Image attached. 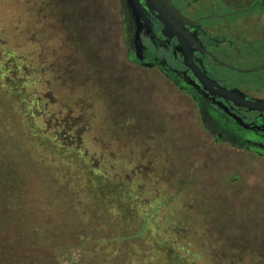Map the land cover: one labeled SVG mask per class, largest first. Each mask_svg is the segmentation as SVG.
Masks as SVG:
<instances>
[{"label": "rangeland", "instance_id": "rangeland-1", "mask_svg": "<svg viewBox=\"0 0 264 264\" xmlns=\"http://www.w3.org/2000/svg\"><path fill=\"white\" fill-rule=\"evenodd\" d=\"M116 12L113 0H0V59L21 67L38 99L45 144L85 157L124 211L132 199L142 213L157 210L161 238L189 264H210L211 246L225 260L264 261V156L214 143L190 100L158 73L126 66ZM16 99L0 82V153L31 177L6 200L0 252L30 247L17 257L26 264H168L166 254L155 255L147 217H124L112 197L100 203L78 159L34 140ZM87 207L92 216L81 211ZM37 226L53 240L54 227L65 233L59 241L70 236L58 254L43 250ZM87 239L99 259L80 247ZM240 244L248 251L237 252Z\"/></svg>", "mask_w": 264, "mask_h": 264}, {"label": "flooded vegetation", "instance_id": "flooded-vegetation-1", "mask_svg": "<svg viewBox=\"0 0 264 264\" xmlns=\"http://www.w3.org/2000/svg\"><path fill=\"white\" fill-rule=\"evenodd\" d=\"M113 1L126 66L190 100L214 143L263 157L264 0H169V35L166 0Z\"/></svg>", "mask_w": 264, "mask_h": 264}, {"label": "trees", "instance_id": "trees-1", "mask_svg": "<svg viewBox=\"0 0 264 264\" xmlns=\"http://www.w3.org/2000/svg\"><path fill=\"white\" fill-rule=\"evenodd\" d=\"M6 62L4 61V57H2V59H0V82H1V86L7 91V90H11L13 92V94L18 98L16 99V102L19 104V107L25 111L26 116L28 117V119L30 120V125L32 126V128L36 131L33 132V137L35 138L34 140L38 141L39 144L41 146H45L49 149L50 152L54 153L55 155L60 156L64 155L67 157H71L78 159L81 163H82V167L81 168H77V171L79 172V174L82 176L85 184L89 187V189L91 190V192L95 193V195L98 197L99 202L100 203H109L112 195H110V193L108 192V189L106 186H112L111 183H108L107 179L105 178L104 175H100L97 176L95 175V168L91 167L90 164H88L87 159L85 157H80V155H77V152L75 149H72L70 147H68L69 149H65L61 146H58L57 144L55 145V143L52 144H45L46 140L45 137L43 136L44 133L41 132V122H40V114L38 109H37V104H38V99L35 100V96L32 95L31 91H29V88L26 86L25 82H23V79L21 77V67L17 66L16 68H9L7 65H5ZM5 135V134H4ZM1 142V139H0ZM50 142V141H49ZM23 171L17 167V163L13 160H11L9 157L4 156L0 153V220L6 219L9 220V206L8 204H10L9 202H7L6 200H11L10 198H12L13 195V190L17 189L19 187H17V184H19V182H21L22 180H27L29 182L28 179L26 178H31L30 175H23L22 173ZM36 174V173H35ZM32 176L34 177V174H32ZM104 176V177H103ZM8 195V196H6ZM10 196V198H9ZM25 196V195H24ZM120 196L117 193L116 195H114L112 197V200L110 201V204L112 205V207L116 208L117 210L121 211L120 213L125 217H129L130 219H137V218H143L144 216H146V220L147 222H149V231L151 232L150 234V240H151V244L153 245L154 249H156V256L157 258L161 257L160 255H164L166 254V256H168L169 258V262L168 264H189L187 259H184V257L182 256V254L177 250V248L174 246L170 247V245H168L166 242L163 241V239L161 238V233L159 234V231L157 230V228L155 227V217L157 215V210H149L150 212H141V208H139V204L136 203V201H134V199H132V201H130L129 203V207L127 211H124V207L125 205L123 204L122 201H120L119 204V200ZM7 202V203H6ZM98 201H92V204H100L99 202L96 204ZM154 204H156V201H154ZM154 204L152 202L151 206H153L152 208H154ZM110 205V206H111ZM139 205V206H138ZM83 208L81 211L86 212L85 214L88 216H92V207L91 208ZM57 209V208H56ZM11 213V212H10ZM59 218H61L62 216H66L67 212L66 211H60L57 209L56 212ZM143 216V217H142ZM27 230V229H26ZM23 230L21 233L25 235V237H27V234H25V231ZM54 230H56V237L55 239H51L50 237H48V235H50V233H44L42 232L43 230L40 229L39 226L36 227V232H38V234H41L43 237H46L47 240H44V243L46 245H44L43 250H48V251H53L55 254H58L61 245L64 246L63 242L67 241L69 239V235H65L64 238L65 240L59 241V238L65 233H61L60 228L58 229L57 227H54ZM32 232H34V230L31 229ZM71 233H76V229L71 231ZM37 234V235H38ZM76 234L73 235V237H75ZM84 236V235H83ZM129 238V237H128ZM39 241L41 243L42 240L40 238H38ZM58 239V240H57ZM90 239H87V241H84L82 244H80V247H82L84 252H95L94 253V260L95 259H99L100 256L97 255V251H95L97 244H93L88 242ZM43 246V245H41ZM129 247V246H127ZM131 247V246H130ZM30 247H25L23 246V248L21 247H16L15 249L13 248V246H11V248H8L10 250H4L1 249L0 255L2 254L3 259L0 260V264H26V262H28V260L26 259H19L17 257H21L22 255H26V253H28L29 251H31L30 249H27ZM41 248V247H40ZM212 249L211 250V258L209 260L210 264H264V261L259 262L260 260H263L261 257H257L254 256L251 260H246L244 257H238L235 259H227L225 260L224 258H220V256L218 257L217 255V251L211 246ZM217 248V247H216ZM225 248V247H224ZM235 248H237V252H241L243 251H248L246 247L242 246L240 244V246H235ZM223 249V248H222ZM218 251V253L222 252L223 250ZM252 249V248H251ZM13 250L16 251V256L13 254L14 252H12ZM215 250V251H214ZM255 252H258L256 249H252ZM9 251L8 253H5ZM22 253H19V252ZM230 253L232 254V249L231 248H225V250L222 253ZM4 253L7 254L6 256H4ZM19 254V255H17ZM88 256V258L91 256L90 253H85ZM56 256V255H55ZM54 256V257H55ZM232 258V257H231ZM55 261V259H54ZM116 262H118L117 264H120L119 262V258L116 259ZM195 263V262H193Z\"/></svg>", "mask_w": 264, "mask_h": 264}, {"label": "water", "instance_id": "water-1", "mask_svg": "<svg viewBox=\"0 0 264 264\" xmlns=\"http://www.w3.org/2000/svg\"><path fill=\"white\" fill-rule=\"evenodd\" d=\"M158 6H159L158 12H159V14H161V16H163L160 19L164 24V32H165V34L169 35V0H166L165 5L160 3V4H158ZM165 16H166V19L164 18ZM229 97L231 99H234L233 95H229ZM235 101H237V100H235ZM242 105L247 106L246 103H242Z\"/></svg>", "mask_w": 264, "mask_h": 264}]
</instances>
